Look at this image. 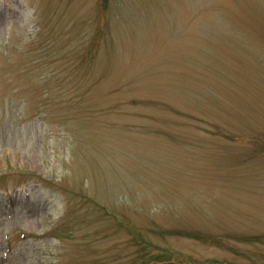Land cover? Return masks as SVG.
Returning a JSON list of instances; mask_svg holds the SVG:
<instances>
[{
  "label": "rangeland",
  "instance_id": "obj_1",
  "mask_svg": "<svg viewBox=\"0 0 264 264\" xmlns=\"http://www.w3.org/2000/svg\"><path fill=\"white\" fill-rule=\"evenodd\" d=\"M0 264H264V0H0Z\"/></svg>",
  "mask_w": 264,
  "mask_h": 264
},
{
  "label": "trees",
  "instance_id": "obj_2",
  "mask_svg": "<svg viewBox=\"0 0 264 264\" xmlns=\"http://www.w3.org/2000/svg\"><path fill=\"white\" fill-rule=\"evenodd\" d=\"M43 105H45L44 103H41V102H39L38 104H37V106L35 107V109L37 110V109H40V107L41 106H43Z\"/></svg>",
  "mask_w": 264,
  "mask_h": 264
}]
</instances>
